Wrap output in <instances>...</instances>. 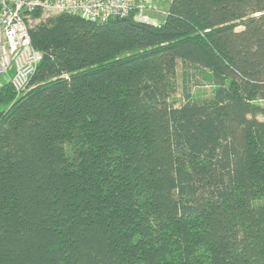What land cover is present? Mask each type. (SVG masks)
I'll return each instance as SVG.
<instances>
[{
    "label": "trees",
    "instance_id": "1",
    "mask_svg": "<svg viewBox=\"0 0 264 264\" xmlns=\"http://www.w3.org/2000/svg\"><path fill=\"white\" fill-rule=\"evenodd\" d=\"M60 14L0 86V264H264V0ZM40 19V13L31 15ZM178 63L211 88L178 107Z\"/></svg>",
    "mask_w": 264,
    "mask_h": 264
},
{
    "label": "built area",
    "instance_id": "2",
    "mask_svg": "<svg viewBox=\"0 0 264 264\" xmlns=\"http://www.w3.org/2000/svg\"><path fill=\"white\" fill-rule=\"evenodd\" d=\"M159 0H0V79L11 71L8 83L17 95L27 91L41 55L34 50L28 20L35 12L57 16L69 14L103 24L131 17L156 26L166 11Z\"/></svg>",
    "mask_w": 264,
    "mask_h": 264
},
{
    "label": "rangeland",
    "instance_id": "3",
    "mask_svg": "<svg viewBox=\"0 0 264 264\" xmlns=\"http://www.w3.org/2000/svg\"><path fill=\"white\" fill-rule=\"evenodd\" d=\"M162 10L167 8V3L160 2L158 4ZM53 17L52 15L40 14L39 20H33L31 17L28 20V27L32 28V26L42 22L41 20ZM160 21L161 19L158 18ZM11 77V71L8 72L7 76L0 79V86L8 83V78ZM176 93L172 95L169 99V103L174 107H178L184 102V94L188 93L190 97L194 100H206L211 96V88L204 83L201 79V76L198 71L189 66H184L181 63H178L176 69ZM15 93V92H14ZM16 97L20 96L15 94ZM264 105V103H262Z\"/></svg>",
    "mask_w": 264,
    "mask_h": 264
}]
</instances>
